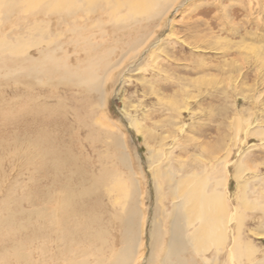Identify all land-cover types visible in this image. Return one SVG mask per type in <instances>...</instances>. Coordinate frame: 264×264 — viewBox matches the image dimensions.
I'll use <instances>...</instances> for the list:
<instances>
[{
	"label": "rangeland",
	"instance_id": "rangeland-1",
	"mask_svg": "<svg viewBox=\"0 0 264 264\" xmlns=\"http://www.w3.org/2000/svg\"><path fill=\"white\" fill-rule=\"evenodd\" d=\"M184 1L179 0L162 21H153L150 29L157 26L153 29L156 37L163 38L160 50L153 55L154 50L143 53L140 49L142 54L135 62L132 60L134 56L129 57L125 64L130 63L133 67L122 75L123 85L122 82L109 84L106 106L95 108L98 103L95 94L92 95L94 111L91 103H85L82 97L78 99L80 102L71 103L77 108V115L76 124H70V129L63 128L62 121L67 122L68 118L52 105L55 101L44 106V110L37 108L42 113L32 115L31 111L36 107L30 95L44 93L47 89H28V95L25 86L15 83L13 77L8 80L3 79L5 76L0 77V263L12 260L18 250L24 254L31 250L39 254L44 245L50 249L53 240L49 239L48 243V238L43 240V235L50 233L47 231L52 228L58 233L59 226L51 214L55 208L63 206L62 194L66 193L62 187L69 180L73 189L78 190L75 191L77 194L84 193L83 189L89 192L81 195L83 204L78 206L76 201L77 209L72 207L77 216L82 217L87 207L91 211V204H94L93 209L105 213L103 223L110 225L109 232L114 241L118 233L110 230L113 225L109 219L111 206L105 200L99 207L91 196V178L101 175L104 182L101 177L95 178L101 186L115 183L119 174L128 190L131 181H138L140 195L145 196H140L139 201L146 202L144 216L150 220L144 229L141 227L145 244L142 251L145 257L148 256L156 186L162 188L161 198L167 196L165 183L168 177L163 171L164 165H159L160 157L165 160L166 152L171 151L170 160L176 169L183 168L188 173L185 175L190 176L212 166L221 172L224 159H228L232 163L227 174L228 198L234 206L238 205L237 198L243 195V187L239 188V185L244 182L250 189L253 187L251 190L255 193L257 191L256 195L264 197V136L247 137L245 134L249 127L256 134L264 133V0ZM105 20L110 26L104 23L91 31L95 37L93 42L101 45L92 54V59L104 58L115 48L116 59L124 48L131 47H125L128 42L143 33L141 29L130 30L129 24L115 25L112 19ZM5 21L1 23L2 32L10 30L9 23L13 22L12 19ZM33 53L35 51L31 55ZM8 59L9 55L0 59L2 75L10 67ZM102 65L101 73L106 60ZM24 93L29 98L26 99ZM16 95L22 101L16 107L9 106ZM127 114L135 126L130 125ZM46 131L59 153L55 161L59 164L65 162L64 174L59 175V179L53 166L56 162L47 156L50 145L30 144L31 136L36 139ZM69 153L75 157V162L69 161ZM123 155L127 160L126 167L121 161ZM240 161L242 176L236 179L235 169ZM130 163L132 172L128 170ZM151 166L154 172L150 171ZM185 175L179 174V177ZM251 192L247 191L254 199L255 194ZM157 205L163 209L168 207L160 201ZM138 209L144 210L142 206ZM43 213L46 220L42 218ZM158 215L162 223L165 216L160 212ZM245 216V240L262 254L264 214L261 211L247 212ZM115 225L121 233L119 222ZM68 228L74 229V226ZM83 231L81 228L77 232L82 234ZM114 248H121V244ZM8 253L12 254L9 256ZM86 255L89 258L91 252ZM190 261L205 264L196 256Z\"/></svg>",
	"mask_w": 264,
	"mask_h": 264
},
{
	"label": "bare ground",
	"instance_id": "bare-ground-1",
	"mask_svg": "<svg viewBox=\"0 0 264 264\" xmlns=\"http://www.w3.org/2000/svg\"><path fill=\"white\" fill-rule=\"evenodd\" d=\"M187 1L189 0L184 3ZM178 2L179 0H0V27L4 20L8 22L10 19L13 20L9 23L10 30L6 32L0 30V59L9 55L8 61L11 63L4 75L1 74L2 69H0V77L5 76L4 80L13 77L15 83L25 86L23 87L28 91V95L30 92L28 89L34 90L35 87L47 89L44 93L30 95V100L36 107L31 111L32 115H36L37 112L42 113L43 111H38L37 108L44 110V106L55 101L52 105L57 106L61 115L68 118L67 122L62 121L63 128L70 129L73 123L76 124L77 115V108L72 104L80 102L81 100L78 101V99L82 97L85 103H91V110L94 111L93 100L96 97L98 103L95 108L100 109L108 99L109 84L118 82L124 84L122 75L133 67L130 63L127 66L125 64L129 57L134 56L132 60L135 62V59L142 54L140 49H143V53L154 50L153 55L160 50L163 38L156 37L153 29L157 26L150 28L155 19L162 21ZM14 16L15 19H13ZM105 18L112 19L111 22L114 21L115 25L129 24L130 30L141 29L143 33L140 32L133 41L124 44L125 47H131L120 50L121 55L116 59H114L116 48L109 51L106 56L104 55V58L92 59V54L101 45L95 44L96 41L93 42L95 37L91 31L99 26L108 25L109 21ZM32 51H35L33 55H31ZM105 60L106 66L101 73L102 62ZM124 68H126L125 71H123ZM116 73L118 76H115ZM14 93L18 94L16 91ZM16 96L17 98H14ZM16 96L9 102V106L16 107L17 103L22 101L18 99L19 95ZM24 97L29 98L27 95ZM127 117L130 125L135 126L129 114ZM105 129L106 132H110L108 128ZM245 131L247 137L264 136L263 132L256 134L257 132L250 127ZM47 133L46 131L39 134L36 139L31 136L30 144L45 145V147L49 144L47 156L51 158L50 161H55L59 153L54 147L53 138ZM165 156V160H161L162 157H160L159 165H164L163 171L168 177L165 183L167 196L161 198L159 193L162 188L159 189L156 186V205L149 235L151 251L148 256L145 257L143 254L145 244L141 227L144 229L150 220L144 216L147 210L146 202L139 201L145 196L143 193L142 196L140 195L138 181H131V189L128 190L124 184V178L119 174L114 180L115 183H104L101 187L97 183L98 180H95V178H102L100 175L91 176V196H94L99 207L105 200L107 205L111 206L109 219H112L113 225L110 230L114 229L118 233L115 239L117 241L111 240L110 225L103 223L105 213L93 209L94 204H91V211L87 207L82 212V217L77 216L76 206L83 204L81 198L89 192L83 189L84 193L77 194L78 190L73 189L72 181L69 180L62 187L66 193V197L64 193L62 194L63 206L61 204L51 214L59 226L58 233L50 228L51 230L47 231L50 233L43 235L45 236L43 240L48 238V243L49 239L53 240L50 249L44 245L39 254H34L32 250L24 254L18 249H13L18 251L12 260H3L0 264H141L142 262L144 264H192L190 258L195 256L200 257L205 264H264V253L261 254V250L259 251L255 245L245 240L244 227L247 212L261 211L264 214V197L260 194L256 195L257 191L255 190V193L251 190L253 187L251 186L250 189L249 184L244 182L243 185H239V188L243 187V195L237 198L238 205L232 204L227 190L228 166L232 164L228 159H224L225 165L221 172L218 171V167L212 166L208 170L205 168L194 176H190L185 175L187 173L185 169H176L173 161L170 160L171 151L166 152ZM72 160L75 162V157L70 154L69 161ZM121 161L126 167L125 155L121 157ZM64 163L53 162L58 179L59 175L64 174ZM241 165L240 161L236 166L234 174L236 179H239L241 175L239 173ZM131 166L130 163L128 170L132 172ZM154 170L151 166L150 171L154 172ZM163 171L160 172L163 173ZM179 174L185 176L179 177ZM83 184L80 189L84 188ZM247 191L255 194L254 199L250 198ZM159 201L164 207L168 205L167 209L160 208L157 205ZM73 206L76 209L73 210ZM139 206L144 208V210L140 209L142 214L138 209ZM159 212L165 216L162 223L159 222ZM139 217L141 218L138 221ZM42 218L46 220L45 213ZM75 218L79 220L76 221ZM117 222L122 227L121 233L117 230L119 227L115 225ZM69 225L74 226V229L68 228ZM81 228L84 230L82 234L77 232ZM119 243L121 248L115 249L114 247ZM90 252L91 255L86 258L88 256L86 253Z\"/></svg>",
	"mask_w": 264,
	"mask_h": 264
}]
</instances>
